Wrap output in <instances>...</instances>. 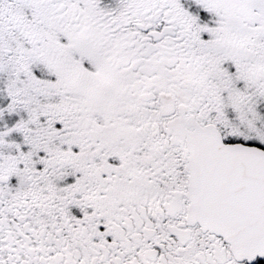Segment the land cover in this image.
<instances>
[{
	"label": "snow or ice",
	"instance_id": "snow-or-ice-1",
	"mask_svg": "<svg viewBox=\"0 0 264 264\" xmlns=\"http://www.w3.org/2000/svg\"><path fill=\"white\" fill-rule=\"evenodd\" d=\"M0 264H264V0H0Z\"/></svg>",
	"mask_w": 264,
	"mask_h": 264
}]
</instances>
